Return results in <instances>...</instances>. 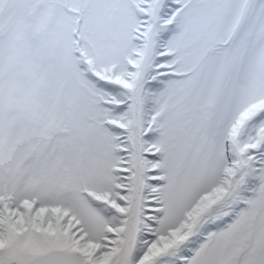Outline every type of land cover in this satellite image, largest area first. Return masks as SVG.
I'll return each instance as SVG.
<instances>
[{"label": "snow or ice", "instance_id": "obj_1", "mask_svg": "<svg viewBox=\"0 0 264 264\" xmlns=\"http://www.w3.org/2000/svg\"><path fill=\"white\" fill-rule=\"evenodd\" d=\"M0 264H264V0H0Z\"/></svg>", "mask_w": 264, "mask_h": 264}]
</instances>
